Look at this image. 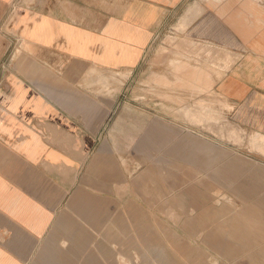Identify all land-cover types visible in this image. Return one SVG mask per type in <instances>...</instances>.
Masks as SVG:
<instances>
[{"label":"crops","instance_id":"0c3cea01","mask_svg":"<svg viewBox=\"0 0 264 264\" xmlns=\"http://www.w3.org/2000/svg\"><path fill=\"white\" fill-rule=\"evenodd\" d=\"M174 22L183 67L211 55L227 66L205 98L220 95L233 122L264 136V0H0V264H138V205L162 193L173 204L176 191L168 176L138 177L137 140L107 133L111 83L143 74ZM240 172L215 176L235 192ZM243 206L254 219L264 195ZM240 216L229 234L256 242ZM240 259L264 264V251Z\"/></svg>","mask_w":264,"mask_h":264},{"label":"rangeland","instance_id":"374dc122","mask_svg":"<svg viewBox=\"0 0 264 264\" xmlns=\"http://www.w3.org/2000/svg\"><path fill=\"white\" fill-rule=\"evenodd\" d=\"M181 29L177 22L166 25L143 74L123 72L111 83L116 103L107 133L137 140L132 151L138 154V177L166 185L168 176L176 191L172 205L164 203L168 195L163 193L153 196L156 204L147 195L149 204L138 205V221L144 223L138 227V264H249L254 260L240 258L264 251V210H256L254 219L240 215L247 212L243 204L264 195V136L233 122L232 105L220 95L205 98L211 72L220 77L227 66L211 55V62L196 58L194 65L183 67L177 53ZM223 165L241 170L240 191L221 188L215 170ZM251 178L259 187L255 193L249 191ZM237 215L254 231L256 242H235L238 237L229 234V220Z\"/></svg>","mask_w":264,"mask_h":264},{"label":"bare ground","instance_id":"6f19581e","mask_svg":"<svg viewBox=\"0 0 264 264\" xmlns=\"http://www.w3.org/2000/svg\"><path fill=\"white\" fill-rule=\"evenodd\" d=\"M199 73V72H198ZM263 136V135H262Z\"/></svg>","mask_w":264,"mask_h":264}]
</instances>
